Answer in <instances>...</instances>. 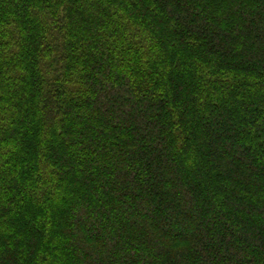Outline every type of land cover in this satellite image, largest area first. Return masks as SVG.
<instances>
[{"label":"trees","instance_id":"16d2710c","mask_svg":"<svg viewBox=\"0 0 264 264\" xmlns=\"http://www.w3.org/2000/svg\"><path fill=\"white\" fill-rule=\"evenodd\" d=\"M135 253L264 264V0H0V264Z\"/></svg>","mask_w":264,"mask_h":264},{"label":"rangeland","instance_id":"374dc122","mask_svg":"<svg viewBox=\"0 0 264 264\" xmlns=\"http://www.w3.org/2000/svg\"><path fill=\"white\" fill-rule=\"evenodd\" d=\"M140 215H145V214H151V215H154L155 213H154V211H149L148 210V208H144V209H142V210H140L139 212H138ZM156 215V214H155ZM154 215V216H155ZM156 217V216H155ZM83 218V223H87V220L85 219V216H83L82 217ZM157 219H158V222L161 224V225H163L165 228H168V229H172V227H171V219H167L166 217L165 218H159V216L157 215V217H156ZM91 229V228H90ZM91 231H94L95 232V229H91ZM132 258V257H131ZM133 259H135L137 262H139V263H141V264H144V257L143 256H141L140 254H134V256H133Z\"/></svg>","mask_w":264,"mask_h":264}]
</instances>
